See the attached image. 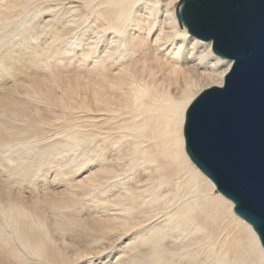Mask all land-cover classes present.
I'll return each instance as SVG.
<instances>
[{
	"label": "bare ground",
	"instance_id": "6f19581e",
	"mask_svg": "<svg viewBox=\"0 0 264 264\" xmlns=\"http://www.w3.org/2000/svg\"><path fill=\"white\" fill-rule=\"evenodd\" d=\"M180 0H0V264H264L189 158L233 61Z\"/></svg>",
	"mask_w": 264,
	"mask_h": 264
},
{
	"label": "water",
	"instance_id": "95a60500",
	"mask_svg": "<svg viewBox=\"0 0 264 264\" xmlns=\"http://www.w3.org/2000/svg\"><path fill=\"white\" fill-rule=\"evenodd\" d=\"M177 16L191 35L233 61L223 86L189 104L186 152L264 247V0H180Z\"/></svg>",
	"mask_w": 264,
	"mask_h": 264
}]
</instances>
